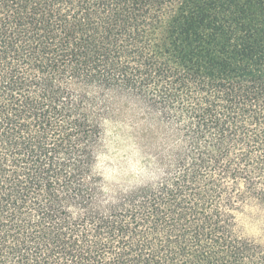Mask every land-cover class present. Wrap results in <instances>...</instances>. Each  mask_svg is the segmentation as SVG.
<instances>
[{"label":"trees","instance_id":"trees-1","mask_svg":"<svg viewBox=\"0 0 264 264\" xmlns=\"http://www.w3.org/2000/svg\"><path fill=\"white\" fill-rule=\"evenodd\" d=\"M256 215L264 0H0V264H264Z\"/></svg>","mask_w":264,"mask_h":264},{"label":"rangeland","instance_id":"rangeland-1","mask_svg":"<svg viewBox=\"0 0 264 264\" xmlns=\"http://www.w3.org/2000/svg\"><path fill=\"white\" fill-rule=\"evenodd\" d=\"M103 122L104 140L98 167L110 181L122 183L133 180L137 176L139 162L145 155V148L135 139L132 129L122 121L121 116L112 115ZM256 216L249 233L264 245V216Z\"/></svg>","mask_w":264,"mask_h":264}]
</instances>
